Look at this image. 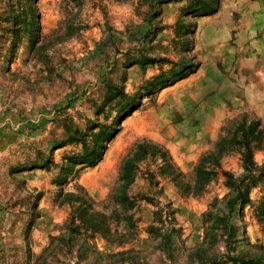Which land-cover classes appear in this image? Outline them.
Wrapping results in <instances>:
<instances>
[{
  "label": "rangeland",
  "instance_id": "374dc122",
  "mask_svg": "<svg viewBox=\"0 0 264 264\" xmlns=\"http://www.w3.org/2000/svg\"><path fill=\"white\" fill-rule=\"evenodd\" d=\"M143 138L189 186L149 158L141 170L158 184L139 174L131 191L154 203L131 242L68 232V195L111 214L122 160ZM158 208L173 210L170 238L145 231ZM242 260L264 264V0H0V264Z\"/></svg>",
  "mask_w": 264,
  "mask_h": 264
},
{
  "label": "trees",
  "instance_id": "16d2710c",
  "mask_svg": "<svg viewBox=\"0 0 264 264\" xmlns=\"http://www.w3.org/2000/svg\"><path fill=\"white\" fill-rule=\"evenodd\" d=\"M139 104V100H131L122 106L119 113L126 111V109L127 111L120 114L119 122L137 109ZM118 124L120 123L116 122V125ZM110 135L113 134L110 133ZM84 136L88 137L91 136V134H83L81 138ZM92 136H94V134H92ZM85 139L86 138H83L84 145L91 147L84 146L85 152L81 157H83L88 165H92L100 159V154L96 152L97 148L94 145H87ZM244 147L250 155L251 150L248 144H244ZM212 154L215 153L212 152ZM149 158H158L160 160L157 172L161 177H167L172 182H176L178 178H181L183 181L185 180L184 175L174 163L169 151L161 144L143 138L132 145L122 160L118 182L110 191L108 200L106 201L114 205L112 213L106 215L105 213L95 211L93 208L95 207V202L90 196L83 193L82 190H80L78 194L71 193L68 195L71 203V212L66 220L65 229L68 230V232H75V235H89L87 237H93L99 232L103 238H115L110 241L108 239L106 240L110 244H115L120 247L131 242L136 236L137 222L141 221L140 214L146 210V204L154 203L152 194L149 195V193L145 192L131 191L139 174V177L146 180L150 186L158 184L156 175L150 171L148 167H146L144 171L141 170V163L149 162ZM197 170H199V167L194 169V171ZM184 183L189 186L186 180ZM236 197L237 200L242 197L240 188H237ZM89 211L92 212L89 214ZM112 219H114L119 228H121L119 232L111 229ZM173 221V210L158 208L152 212V221L146 226L145 231L148 235L153 237L160 236L164 239L163 237L166 236L170 238L172 232H175L174 226L171 225ZM165 223L169 224L170 228H165ZM168 238L166 239L168 240ZM153 239L155 240L156 238ZM59 242L67 245L69 243L68 241L66 242L64 238H60ZM82 245L88 247L86 242H82ZM132 252L134 251L122 250L116 255L127 256ZM111 256L112 255L109 257ZM239 264L246 263L242 260ZM255 264L263 263L258 262Z\"/></svg>",
  "mask_w": 264,
  "mask_h": 264
},
{
  "label": "bare ground",
  "instance_id": "6f19581e",
  "mask_svg": "<svg viewBox=\"0 0 264 264\" xmlns=\"http://www.w3.org/2000/svg\"><path fill=\"white\" fill-rule=\"evenodd\" d=\"M17 81V80H16ZM15 83H17V82H15ZM11 86V85H10ZM11 91V90H10ZM11 93H12V91H11ZM11 95V94H10ZM4 96V95H3ZM8 96H9V94H8ZM10 97V96H9ZM2 99V98H1ZM6 99V98H5ZM9 99V98H8ZM4 101V100H3Z\"/></svg>",
  "mask_w": 264,
  "mask_h": 264
}]
</instances>
